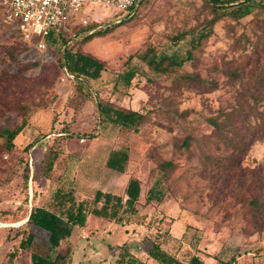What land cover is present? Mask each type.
<instances>
[{
	"label": "rangeland",
	"instance_id": "rangeland-1",
	"mask_svg": "<svg viewBox=\"0 0 264 264\" xmlns=\"http://www.w3.org/2000/svg\"><path fill=\"white\" fill-rule=\"evenodd\" d=\"M254 3L250 16L240 21L225 18L206 29L212 18L208 0H146L133 17L90 5L60 32L55 44L39 51L34 43L23 42L15 25L5 22L7 7L0 0V264H31V253L47 254L43 233L37 234L31 250L19 248L27 236L30 205L41 198L39 205L47 206L56 190L57 183L51 179L48 186L45 174L61 176L64 188L72 186L90 197L95 192L91 179L96 177V163L104 175L108 153L125 147L130 155L125 174L141 183L140 216L123 215L118 223L129 226L131 234L115 225L106 230L107 223L97 218L93 220L101 229L88 240L76 228L60 248L72 252L70 264H115L124 242L147 264H158L148 256L153 242L185 262L197 255L204 264H264V230L249 225L253 189L246 183L237 189L238 178L232 173L203 165L205 156L221 160L230 153L207 118L235 96L224 73L242 64L249 45L247 39L243 43L237 39L244 35L251 43H264V0ZM82 27L112 29L84 42L75 34V28ZM207 33L208 39L193 49L194 59L174 66L175 71L159 73L145 60L161 55L183 60L192 42ZM178 35L184 37L175 39ZM62 38L71 52L104 62L98 80L82 81L58 68ZM12 47L15 61L5 51ZM185 73L215 79L219 88L200 93L184 82L177 84V77ZM6 81L22 90L1 92ZM99 104L138 111L146 122L137 131L100 123ZM182 112L185 118L180 117ZM24 120L23 131L8 149L6 132ZM190 137V150L185 151L182 144ZM166 161L175 164L168 178L161 171ZM242 165L248 170L264 167L263 140L253 143ZM116 185L120 188L121 181ZM108 186L100 185L106 190ZM153 187L163 193L162 201L148 205L146 196Z\"/></svg>",
	"mask_w": 264,
	"mask_h": 264
},
{
	"label": "trees",
	"instance_id": "trees-1",
	"mask_svg": "<svg viewBox=\"0 0 264 264\" xmlns=\"http://www.w3.org/2000/svg\"><path fill=\"white\" fill-rule=\"evenodd\" d=\"M146 0H144L145 2ZM209 10L212 18L206 22L204 29L212 28L217 22L227 18L232 21H240L248 17L255 9L254 0H208ZM143 2V4H144ZM133 17V16H132ZM122 21L120 22V24ZM112 28L106 27L92 31L89 28H75L76 38H83L84 42L90 41L97 36L106 35ZM209 33L201 37L196 43L192 42L193 48L186 52L183 60L170 59L169 55H161L152 59L145 58L148 65L155 71L168 74L175 71L174 66H181L182 61H192L194 51L197 46H201L203 40L208 39ZM184 35L175 36V39H181ZM247 39L248 48L243 50L244 61L241 65L233 70L225 71L228 86L235 91V96L226 107L219 108L217 114L207 118L208 124L215 132L216 138L224 145L225 150L230 153L221 160L215 157L205 156L204 166H210L216 171H227L232 173V178L237 182L238 187L242 183L253 189L254 195L248 201L249 211L252 221L249 225L255 231L264 230V167L257 166L252 170L244 167L242 164L247 156L248 151L254 142L264 141V43L253 42L250 38L242 35L237 42L243 43ZM62 60L58 63V68L63 69L70 75L82 79V81H96L101 77L105 70L103 61L94 56L81 52L73 53L69 50L65 38ZM56 42H52L55 44ZM51 44V45H52ZM250 47V48H249ZM15 47L6 48V55L13 61L16 60L14 53ZM184 82L187 88L192 87L200 93H212L219 88V83L215 79H202L191 73H185L177 77V84ZM238 83V84H237ZM239 85L238 88H236ZM1 87V85H0ZM22 90V86L15 85L6 81L1 92L16 93ZM98 113L100 123H111L122 129H131L137 131L138 128L146 122L144 114L134 110L116 109L111 106L99 104ZM186 112L180 113V117L185 118ZM26 122L15 130L6 132L7 148L14 146L15 139L21 134ZM182 144L185 151L190 150L189 140ZM130 159L129 149L127 147L112 149L105 160V166L117 173H126L127 165ZM50 170L52 163L50 162ZM175 168L172 161H166L161 164V171L164 177L168 178V172ZM251 175V180L247 181V175ZM48 179L56 181L57 187L51 196L47 206H37L31 209L27 219V236L22 239L19 248L21 250H31L35 245L38 233H43L46 238L44 242L47 246V254L33 252L30 255L31 264H70L72 252L67 249L65 252L60 250L62 244L69 241L74 229L86 227L88 217L95 216L109 222L120 223L123 221V215L137 217L141 211L138 208L141 197L140 180L131 177L125 189V197L112 193L97 190L92 197H83L72 186L62 185L61 176L52 178L45 174ZM67 180V179H66ZM66 185V184H65ZM72 185V184H71ZM244 185V184H243ZM63 186V187H62ZM163 193L161 190L151 188L146 196V204L162 201ZM242 200L243 196L239 197ZM145 217L141 216V222ZM148 256L158 264H204L203 260L192 255L189 261L179 260L174 255L166 252L157 242H153L148 249ZM115 264H147L142 259L131 253L126 245L121 246L117 255Z\"/></svg>",
	"mask_w": 264,
	"mask_h": 264
},
{
	"label": "built area",
	"instance_id": "built-area-1",
	"mask_svg": "<svg viewBox=\"0 0 264 264\" xmlns=\"http://www.w3.org/2000/svg\"><path fill=\"white\" fill-rule=\"evenodd\" d=\"M144 0H4L5 22L15 25L23 42L46 51L60 32L90 5H102L127 17L134 16ZM121 22V21H119ZM87 25L88 20L82 19Z\"/></svg>",
	"mask_w": 264,
	"mask_h": 264
},
{
	"label": "crops",
	"instance_id": "crops-1",
	"mask_svg": "<svg viewBox=\"0 0 264 264\" xmlns=\"http://www.w3.org/2000/svg\"><path fill=\"white\" fill-rule=\"evenodd\" d=\"M97 160V159H96ZM95 160V161H96ZM95 170H96V177H94V178H92L91 179V181H92V184H93V187L95 188V190L94 191H97V190H100V191H102V192H106V193H112V194H115V195H121V196H124L125 197V189H126V187H127V184H128V181H129V179H130V177L128 176H126V174L124 173V174H120V173H117V172H115V171H113V170H111V169H109V168H107L106 166H105V164H104V167H105V172H104V175H103V171H101V169L99 170L97 167H98V163H96V165H95ZM107 173V177L105 176V174ZM105 176V177H104ZM107 178V179H106ZM46 181H47V184H48V186H50V183H51V179H48V178H46L45 179ZM81 181H85L86 183H88V181H90V180H88V179H83V178H81ZM117 181H121V183H122V186H120V188H119V186H117L116 185V182ZM54 182V184H55V182L56 181H53ZM103 182H105V183H107L109 186V190H106V189H102L101 187H100V185L103 183ZM57 183V182H56ZM58 184V183H57ZM115 185V186H114ZM52 187H53V185H52ZM93 196V195H92ZM92 196H90V197H92ZM85 197V196H84ZM86 197H89V195L88 196H86ZM47 199V198H46ZM42 201V199L41 198H38L37 199V202L35 203V204H31L30 205V211H31V209L32 208H34V207H37V206H44L43 204H40L39 205V203ZM32 202V201H31ZM28 216H29V214H28ZM28 216L26 217V219H25V221H27V219H28ZM93 218L94 219H98L99 221H103L105 224L107 223V229L106 230H108V228L110 227L109 225H111V226H113V225H115V227H122V228H125V230H126V232L127 233H129V234H131L129 231H130V227L129 226H127V225H125V226H123L122 224L124 223H121V224H118V223H115V222H109V221H106V220H104V219H101V218H98V217H95V216H89L88 217V221H87V224H86V227H84V228H78L81 232H82V234H81V238L83 239V240H88L89 238H90V236H95V231L96 232H98V230H100L101 229V226L99 225V221L98 220H93ZM93 224H95L96 226H94V227H92L93 226ZM98 227H99V229H98ZM77 228V227H76ZM75 228V229H76ZM106 228V227H105ZM74 229V230H75ZM74 232V231H73ZM73 234V233H72ZM69 241H70V239H69ZM124 243H126V242H124ZM123 243V244H124ZM123 244H121L120 246H122ZM118 247V246H117ZM141 259V258H140ZM145 262V261H144Z\"/></svg>",
	"mask_w": 264,
	"mask_h": 264
}]
</instances>
